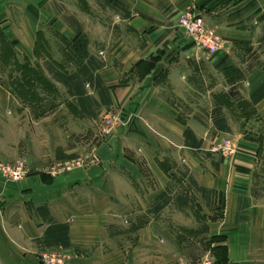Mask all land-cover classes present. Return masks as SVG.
Wrapping results in <instances>:
<instances>
[{"label":"crops","instance_id":"1","mask_svg":"<svg viewBox=\"0 0 264 264\" xmlns=\"http://www.w3.org/2000/svg\"><path fill=\"white\" fill-rule=\"evenodd\" d=\"M190 4L223 50L198 52L176 26ZM78 36L98 63L105 98L95 101L127 121L93 135L82 165L53 173L43 167L47 149L29 147L53 140L50 128L51 147L78 151L57 133L58 102L47 88H34L35 104L15 84L0 85V161L22 156L30 169L14 181L0 176V264H40L45 249L67 264H177L206 251L213 264H264V0H0V56L17 75L42 59L69 74L63 62L77 66ZM32 105L43 111L21 116ZM65 106L71 122L88 119L74 100ZM212 136L230 138L234 154L208 152ZM192 198L198 228L188 219ZM52 224L65 227L64 244L45 239ZM193 235L203 249L190 247Z\"/></svg>","mask_w":264,"mask_h":264},{"label":"rangeland","instance_id":"2","mask_svg":"<svg viewBox=\"0 0 264 264\" xmlns=\"http://www.w3.org/2000/svg\"><path fill=\"white\" fill-rule=\"evenodd\" d=\"M191 8L194 9L193 4L187 5L185 8H183L178 13L177 17L179 16V14L183 13L186 9H191ZM177 17H176V22H175L176 26L183 32V34L186 37H188L190 39V41L193 43L194 47L196 48V50L198 52L203 53L205 55H212V54H214L218 51H221L225 48V46H226L225 41L217 33V31L214 28H213V30H214L216 37L218 38L219 47L214 49V50H211L208 46H206L207 42H204V45L202 44L203 39H206L204 36H201L198 38H192L182 28H180L177 25ZM255 49H257L259 51L258 46H256ZM255 49H254V51H255ZM260 53H263V50H261V48H260L259 53H257V52L255 53V56L257 54H260ZM250 55H253V53H250L249 56ZM54 57H56V56H54ZM7 58H8V56H0V85L3 86L4 88L8 89V88H11L15 84V87L19 88V92H17V97L19 96V99L21 101L28 100V101H31L34 103L37 102L36 100L39 99L38 94L33 96V95L29 94V92L26 94H25V92H21L22 90L24 91V90H28V89H25V87H22V85H24V84H22V80H23L22 76L17 75V73L14 72V67L12 66V64L10 62H8L9 60H6ZM32 62L35 63L36 66L39 67V69L34 68L33 66H32V68L36 72L41 74V76H43L52 86H56L58 88V92L53 87H52V89L49 88L47 93H48V97L50 98L49 101L53 100V102H58L57 112L62 111V113L58 114L59 123H57L58 126H56L55 128L58 129L57 133L60 134L61 137H63V135H64V137L66 138V139H64L65 141H63V146L65 148H72V147L73 148H75V147L79 148V149H77L78 150L77 152L74 150L69 155L67 153L62 152L61 147H58L55 145H53V147H51L50 144L52 143V141L54 143L57 142V141H54V139L56 138L57 135H56L55 131L51 130L50 128L47 129L48 130L47 133H48V136H50L53 140L45 141L43 138H41L43 140L41 142L39 137L37 138V140H32V144H30V147H29L30 150L33 151L32 155H35L37 153L36 152L37 149L39 150V144L42 145V147L44 149H47V150H45L46 152H43L44 154L46 153V155H45L46 160L44 162L45 165L43 167H47V169L50 172L54 173L55 172L54 170H56V168H58V167L60 168L64 164L70 162V160H74L78 157H81V156H79L78 153L80 152V155L84 154L85 152H82V151H84L86 145L91 147V145L93 143H89L88 140L93 135H98L97 125L99 124V122H101L102 120H104L106 118H111V120L114 122V126L106 134L102 135V136H105V135L112 133L115 129L120 130L122 128V126L125 124V122L127 121V119L124 118V120H122L120 118L119 112H117L116 110L107 109V107L105 108V106H102V104H99V103H97V101H95V99L98 100L100 98V101L103 102L104 98H105L104 92H103V84H102L100 78H99V88L96 89V87H97L96 85H98V83H97L98 77H97V71L95 69L92 68L91 78H90L91 82H89L87 74H84L80 70L77 71V66L74 64V62L69 63L68 61H64L63 64L65 65V70L67 72H70L73 74L75 73V75H76L70 81V84H68V86H67L65 81L62 79L63 76L60 73V70L57 69L56 64L51 62V59H42V60H38L37 62H35V60H33ZM84 62H86L87 68L89 67V65H91V64H89L87 66L86 60H84ZM97 64L95 62H93L94 66H96ZM97 67L98 66H96V68ZM13 76H15V78ZM95 76L97 77L96 79H95ZM86 83H89V84H86ZM34 87L35 88L40 87V89H41L42 86H41V84L38 83V84H35ZM67 89L69 90V94L72 95L71 97L69 96V94L66 93ZM95 90H97L96 93H95ZM40 98L43 99V93H42V96ZM67 99L74 100L75 102H77L78 105L81 107V109L87 114L88 119H84L79 124L71 122L70 112L67 110V108L65 106V100H67ZM59 103H61L60 106H59ZM19 111L22 112L21 116H23L24 113L28 112V111L31 114L39 115L41 113V111H43V110H40L39 106H33L32 105L31 110L28 109L26 111V110L19 107ZM5 113H6V111H5ZM67 118H69V119H67ZM92 120L95 121V125L93 124ZM3 126H6V127L3 128ZM35 127L36 126H34L32 124V126H31V130L33 132L32 136L36 133L39 134L38 131L36 132ZM8 128L11 129V125H8V123L6 124L4 122L1 123V129H3V130L5 129L4 134L6 136H7L6 130ZM26 128H27V126H26ZM8 132L11 135L10 130H8ZM6 136H5V138H6ZM33 137H35V136H33ZM98 137H99V135H98ZM7 139H8V137H7ZM87 143H89V144H87ZM206 143H207L206 146L208 148V152H210V153L220 154V155H223V156H226L229 158L235 152L234 144H233L232 140L228 137H220V136L216 137L215 136V138H214V136H212L211 138H207ZM34 147H35V149H34ZM212 149H213V151H212ZM6 150H8V149H6ZM19 151H20L19 156L23 155L22 152L25 151V148H23V146H21ZM0 165L1 166H11V167L21 166L24 169H26L27 171L30 170L29 165L26 163L24 157H22V156L13 160L12 162L0 161ZM75 167H78V166H75ZM72 168H74V167H72ZM0 176L7 181H11L9 179V177L7 176V174L5 172H3L1 169H0ZM192 200H193L192 203L190 201L192 206L187 211L188 219L191 220L190 223L193 224L194 228H198L199 226H201V222L194 218V206H197L196 205L197 203L194 202V198H192ZM209 207L210 206H208V204H206L205 201H203L202 209H200V211H202V212L208 211V209H210ZM190 240H191V243L193 245V246L191 245L190 247L193 249L195 248L194 250H201L204 248L203 238H201L200 236L193 235ZM191 248H190V250H191ZM45 250H51V249H45ZM40 251H42V250H40ZM195 252H197V251H194L192 253H195ZM197 255L193 256L192 258H195ZM189 261H191V260H189ZM183 262H188V261H183ZM179 263H182V262H178L177 264H179Z\"/></svg>","mask_w":264,"mask_h":264},{"label":"built area","instance_id":"3","mask_svg":"<svg viewBox=\"0 0 264 264\" xmlns=\"http://www.w3.org/2000/svg\"><path fill=\"white\" fill-rule=\"evenodd\" d=\"M177 25L182 28L189 36L192 38H198L204 36L206 39H203L211 50H214L219 47L218 38L216 37L212 27H209L203 21L202 16L195 12L193 8L186 9L183 13L179 14L177 17ZM200 43V42H199ZM199 45V44H198ZM114 122L111 118H106L99 122L97 125L98 135L102 136L106 134L112 127ZM215 149V148H214ZM213 151V149H212ZM83 163L82 159L76 158L70 160V162L64 164L56 170H67L75 166H80ZM0 169L7 174L11 181L17 180L22 176L26 175L28 171L21 166H1ZM54 170V171H56ZM37 259L40 264H67V256L63 252L57 249L51 250H42L37 253ZM213 259L208 251L201 254L200 257L188 261L182 262L179 264H212Z\"/></svg>","mask_w":264,"mask_h":264},{"label":"trees","instance_id":"4","mask_svg":"<svg viewBox=\"0 0 264 264\" xmlns=\"http://www.w3.org/2000/svg\"><path fill=\"white\" fill-rule=\"evenodd\" d=\"M71 48V52L73 53V59L75 61V63L77 64V71L80 70L82 71L84 74H87L88 80L89 82H91V71L92 68L95 69L96 66H98V64L89 56H87L86 50H85V41L82 37L78 36L73 38L72 40V44L70 45ZM84 60L87 61V66L89 64V67H86V62H84ZM93 62H95L97 65L94 66ZM20 73L21 76L23 78L22 80V87H25L28 90H25V94L29 92V94L35 96L37 93L36 90H34V86L35 84H41L42 88H51L52 89V85L43 77L41 76V74H39L38 72H36L33 68H31L30 66H28L27 64H22L20 66ZM63 76V80L65 81L66 85L68 86V84H70V81L76 76L75 73H61ZM97 77L95 76V79ZM97 83L98 85H96V89L99 88V79H97ZM72 85V84H71ZM21 87V86H20ZM21 87V88H22ZM67 92L69 93V90L67 89ZM185 135H187V132L185 131ZM45 239L49 240L51 242H58L61 244H64L66 242V229L64 226L62 225H56V224H52L45 232Z\"/></svg>","mask_w":264,"mask_h":264}]
</instances>
